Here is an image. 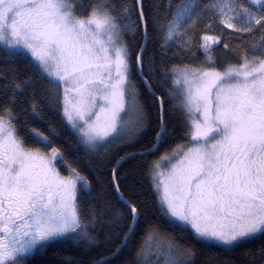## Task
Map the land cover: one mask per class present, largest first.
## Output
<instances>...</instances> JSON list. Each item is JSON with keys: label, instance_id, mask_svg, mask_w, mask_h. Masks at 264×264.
Masks as SVG:
<instances>
[{"label": "snow or ice", "instance_id": "1", "mask_svg": "<svg viewBox=\"0 0 264 264\" xmlns=\"http://www.w3.org/2000/svg\"><path fill=\"white\" fill-rule=\"evenodd\" d=\"M135 5L139 23L132 20L136 9L122 6L127 16L122 27L115 0H0V49L8 56L30 55L41 76L57 89L63 87V117L89 153L131 134L133 127L143 132L147 126V112L130 81L129 47L123 42L128 32L134 36L141 25L145 36L148 33L143 0H135ZM198 9L197 0H180L171 19L164 18L166 23L153 17L157 34L165 32V50L168 42L179 39L187 47L194 40L185 25L195 27ZM205 10L225 29L261 32L260 39L249 45L258 54L249 56L246 50L239 64L228 62L220 70L213 48L222 37L205 35L200 44L202 65L171 69L173 90L183 96L190 139L171 157H161L170 161L179 156V162L158 183L153 176L154 191L160 211L171 222L191 229L200 241L233 249L264 235V0H211ZM139 47L136 64L142 73L146 45ZM145 84L151 89L147 79ZM3 87L11 96L0 104V264H26L28 256L60 238L72 237L92 246L97 242L96 224L103 220L123 234L115 256L127 246L140 217L139 206L120 191L117 169H113V183L128 213L114 210L109 217L97 218L93 211L85 218L77 201V184H87L85 178L70 165L69 175L61 176L53 163L64 159L60 149L54 147L45 155L26 147L16 128L17 117L6 106L34 85L25 80ZM56 99L59 102L58 92ZM158 99L157 141L167 132L163 99ZM133 108L135 124L125 119ZM32 110L38 111L35 104ZM32 136L45 147L50 143L36 129ZM142 255L138 251L126 264H143ZM153 255L158 264H195L192 249L171 241ZM258 255H264V249ZM92 264H111V260L102 257Z\"/></svg>", "mask_w": 264, "mask_h": 264}, {"label": "trees", "instance_id": "2", "mask_svg": "<svg viewBox=\"0 0 264 264\" xmlns=\"http://www.w3.org/2000/svg\"><path fill=\"white\" fill-rule=\"evenodd\" d=\"M116 12L123 18L121 26L127 21V16L122 13V6L135 8L136 12L132 20L139 23L138 6L135 0H115ZM199 9L197 12L198 23L185 25L188 36H194V40L184 46L179 39L168 42L169 47L164 49L165 32H157L153 28V17H159L161 21L167 16L171 19V13L175 12L180 0H143L145 15L148 18V33L146 36V48L143 56L144 70L141 73L143 79L151 84L150 94L137 75L136 54L143 44V30L133 36L128 32L124 41L129 47L130 53V81L138 92L139 99L147 112V126L140 132L131 144L120 148H114L113 143L98 151L89 153L80 144V139L65 124L62 116V91L49 83L46 77L40 75L38 69L30 62L27 56H8L0 49V75L7 74L0 79V104H6L11 92H5L3 85L21 83L30 80L34 87H27L22 94H17L11 107L17 117L15 124L19 136L25 146L36 148L32 138V130L36 129L47 135L50 139L48 147L60 149L64 159L62 167L70 171L75 168L85 178L84 187L77 189L78 207L87 218L95 211L97 218L101 215L109 217L114 210L128 213L127 207L122 203L113 183V169L121 157L134 155L123 161L117 168V178L120 191L125 199L133 200L140 208V217L135 227V233H129L126 247L115 256V252L123 234L107 220L96 224L94 235L97 242L87 246L84 242L77 243L72 237L52 243L47 248L46 255L39 254L26 264H92L102 257H109L111 264H126L136 257L151 235H157L165 242L171 241L182 249H192L195 252V264H264V255H258L264 249V235L243 241L239 246L229 249L220 245L205 243L194 237L184 227L171 222L162 214L157 203V194L151 183V167L153 162L161 155L184 144L188 139V123L186 116L172 99L171 69L174 66L189 67L201 66L204 62V53L200 49L202 37H222V42L214 46L213 55L216 66L222 70L228 62L239 64L240 57L248 50L249 56L256 55L249 49V45L256 43L261 36L257 31L251 33H236L225 29L214 14L206 11V5L211 0H197ZM171 3V11L169 10ZM78 9V14H79ZM166 23V21H164ZM208 25H211L209 28ZM188 37L184 38L186 42ZM228 48L225 49L224 45ZM59 94L57 102L56 94ZM163 99L164 122L167 132L157 141L156 133L160 126V103ZM160 100V99H159ZM35 104L38 111L32 110ZM157 147L154 151L153 144ZM137 154V155H135Z\"/></svg>", "mask_w": 264, "mask_h": 264}, {"label": "rangeland", "instance_id": "3", "mask_svg": "<svg viewBox=\"0 0 264 264\" xmlns=\"http://www.w3.org/2000/svg\"><path fill=\"white\" fill-rule=\"evenodd\" d=\"M30 58L31 60V57L30 55L27 56ZM171 79H172V90H171V96H172V99L175 100V102L177 104H179V106L181 107V109L183 110V107H182V101H183V96L178 92V91H174L173 90V85H174V78L173 76L171 75ZM131 85H133L131 83ZM61 88V91H62V116H63V107H64V92H63V87H60ZM135 88V87H134ZM96 111H99V108L96 109ZM185 116H186V113L185 111L183 110ZM136 109L133 108V109H130L128 114L125 116V119L128 120L130 123L132 124H135V121H136ZM122 115H125L122 113ZM199 115V114H197ZM94 118V117H93ZM64 119V122L65 124L67 125V122L65 120V118L63 117ZM187 120V118H186ZM188 123V121H187ZM68 126V125H67ZM69 127V126H68ZM189 124H188V139H187V142L188 140L190 139V131H189ZM69 129L71 130V132H73L78 138H79V134L77 132H74L70 127ZM139 129L137 127H133L132 128V131H131V134H126L125 136L121 137V138H118L117 142H114L113 143V146L114 148H120L122 146H125L126 144H131L133 143V141L137 138L138 134H139ZM80 139V138H79ZM187 142L184 143V144H181V145H187ZM178 147V146H177ZM176 147V148H177ZM174 148V149H176ZM173 149V150H174ZM173 150L161 155L160 157H158L152 164V167H151V183H152V186L154 188V181H153V176L155 175L156 176V182L158 183L160 180L162 179H165L167 177V175L172 171V168H173V165H176L178 164L179 162V156L177 157H174L172 158L170 161L169 160H161V157L162 156H169L171 157L172 156V152ZM182 155V154H181ZM157 164L160 165V167H155ZM163 174V175H159V174ZM81 186V187H84V183L83 182H78L77 184V189L78 187ZM156 192V191H155ZM157 194V192H156ZM163 194V185L161 184L160 185V195ZM158 198V196H157ZM168 218V217H167ZM181 227H184V226H181ZM185 228V227H184ZM188 229V228H187ZM190 232H191V229H188ZM192 233V232H191ZM193 234V233H192ZM195 237V236H194ZM67 238V237H66ZM196 238V237H195ZM60 239H65V238H60ZM198 239V238H196ZM56 240H59V239H56ZM199 240V239H198ZM203 242V241H202ZM165 243V240H163L162 238H160L159 236L157 235H151L148 240L146 241V243L144 244L143 248H142V257L141 259L143 260V264H158V261L156 259V255H153V253H157L159 252V248H160V245ZM205 243H211V244H214L213 242H205ZM223 247V246H222ZM225 248V247H224ZM164 257L161 256L160 257V260L163 261Z\"/></svg>", "mask_w": 264, "mask_h": 264}, {"label": "flooded vegetation", "instance_id": "4", "mask_svg": "<svg viewBox=\"0 0 264 264\" xmlns=\"http://www.w3.org/2000/svg\"><path fill=\"white\" fill-rule=\"evenodd\" d=\"M32 138H33V136H32ZM33 141L35 142L34 138H33ZM35 144L37 145V147L36 148H30V149H40L41 152H43L45 155H50L51 149L54 148V147H48V145L45 147L44 145H42L40 143H36V142H35ZM53 163L56 165V170L61 174L62 177H67L69 175L70 171L67 168L62 167V160L53 161ZM58 241H62V239L51 241L50 243H48V245L44 249L39 250V251L35 252L33 255L28 256L26 258V263H28L30 260H32L34 257H36L39 254L43 253L44 255H46L45 251L47 250L49 245L52 243L58 242Z\"/></svg>", "mask_w": 264, "mask_h": 264}, {"label": "water", "instance_id": "5", "mask_svg": "<svg viewBox=\"0 0 264 264\" xmlns=\"http://www.w3.org/2000/svg\"><path fill=\"white\" fill-rule=\"evenodd\" d=\"M138 11H139V9H138ZM141 26H142V25H141ZM142 30H143V36H144V38H143V44L146 45V36H145V33H144L143 26H142ZM137 75H138V78L140 79V81L144 84V86H145L146 89L148 90V92H149L150 94H152V92H151V90L149 89V87L146 86V84H145V80L143 79L141 72H139L138 70H137ZM158 102L160 103V100H159V99H158ZM154 150H155V149H152L151 152L154 151ZM135 155H137V154H135ZM133 156H134V155H132V154H131V155H128V156H125V159L120 160V163H119V164H116L115 169H117L118 166H119L123 161H125L126 159H128V158H130V157H133ZM112 176H113V175H112Z\"/></svg>", "mask_w": 264, "mask_h": 264}]
</instances>
